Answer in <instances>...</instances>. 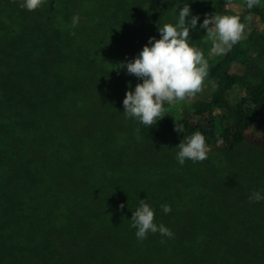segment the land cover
<instances>
[{"label": "trees", "instance_id": "16d2710c", "mask_svg": "<svg viewBox=\"0 0 264 264\" xmlns=\"http://www.w3.org/2000/svg\"><path fill=\"white\" fill-rule=\"evenodd\" d=\"M185 2L212 84L143 126L123 114L142 81L120 64L183 0H43L31 12L0 0V264H264V201L248 199L264 188V0H227L219 14L240 16L246 36L224 54L199 27L219 5ZM196 130L209 156L180 165L175 148ZM143 199L172 238L137 240Z\"/></svg>", "mask_w": 264, "mask_h": 264}, {"label": "clouds", "instance_id": "9594fccd", "mask_svg": "<svg viewBox=\"0 0 264 264\" xmlns=\"http://www.w3.org/2000/svg\"><path fill=\"white\" fill-rule=\"evenodd\" d=\"M260 2L246 0V7L252 9ZM42 4L43 0H20L19 7L31 12ZM176 15L175 23L159 26V39L150 37L135 58L120 64V67H126L128 74L142 81L135 85L134 90H128L123 99V114L139 125L157 123L166 105L194 97L201 90L208 74V61L190 38V30L197 28L200 17L191 13L190 5L185 0ZM78 22L79 12H74L73 23ZM199 27L206 30V36L212 41V51L217 54L228 52L246 36L245 23L238 15L206 14ZM175 130L183 132V125L176 124ZM136 131L139 133V128ZM175 149V158L180 165H184L186 160L203 161L210 153L206 136L199 130L184 136ZM248 199L252 202L264 201V188L254 190ZM146 200L139 201L130 220L137 240L143 241L149 233L157 232L162 238H172V230L164 223L155 221L156 210ZM160 207L165 214L171 211L168 204Z\"/></svg>", "mask_w": 264, "mask_h": 264}, {"label": "rangeland", "instance_id": "374dc122", "mask_svg": "<svg viewBox=\"0 0 264 264\" xmlns=\"http://www.w3.org/2000/svg\"><path fill=\"white\" fill-rule=\"evenodd\" d=\"M212 3H216L217 5H219V12H217V14H219L222 10V7H224V9L226 8L227 5V0H211ZM261 62L264 61V57L262 59H259ZM212 84V81H209L207 79H204L203 85L201 90L199 91V94L202 95L204 93L205 90H207V88H209Z\"/></svg>", "mask_w": 264, "mask_h": 264}]
</instances>
